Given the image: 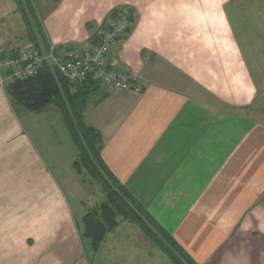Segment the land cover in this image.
Instances as JSON below:
<instances>
[{
    "label": "crops",
    "instance_id": "obj_1",
    "mask_svg": "<svg viewBox=\"0 0 264 264\" xmlns=\"http://www.w3.org/2000/svg\"><path fill=\"white\" fill-rule=\"evenodd\" d=\"M230 3L55 0L39 19L48 44L78 51L96 42L114 10L130 9L129 32L107 63L142 91L96 83L84 121L100 133L111 174L196 264H264L260 71L244 57ZM14 14L18 36L0 35V58L31 45ZM33 113L15 112L0 86V264H89L58 179L60 145L38 131ZM52 117L71 158L76 148L60 114ZM137 231L120 220L93 263L157 264V246ZM159 251L157 261L170 264Z\"/></svg>",
    "mask_w": 264,
    "mask_h": 264
},
{
    "label": "trees",
    "instance_id": "obj_2",
    "mask_svg": "<svg viewBox=\"0 0 264 264\" xmlns=\"http://www.w3.org/2000/svg\"><path fill=\"white\" fill-rule=\"evenodd\" d=\"M25 27V37L34 47L47 46V40L31 2L13 0ZM110 17V16H109ZM129 32V30L127 31ZM96 83L90 79L77 85L71 93V85L43 66L37 75L16 81L4 87L12 108L17 113L40 112L53 105L60 113L61 121L70 136L77 157L72 167L77 175H86L98 184L104 193V201L95 205L82 217L78 233L89 260L101 247L107 233L113 231L120 220H128L151 240L172 264H196L140 205V203L111 174L101 158L102 138L93 127L86 125L83 112Z\"/></svg>",
    "mask_w": 264,
    "mask_h": 264
},
{
    "label": "rangeland",
    "instance_id": "obj_3",
    "mask_svg": "<svg viewBox=\"0 0 264 264\" xmlns=\"http://www.w3.org/2000/svg\"><path fill=\"white\" fill-rule=\"evenodd\" d=\"M29 1L40 20H42L43 15L46 14L49 11L48 9L55 3V0ZM14 12L15 4L13 0H0V35L5 36L11 34V36H18V27L16 26V16ZM227 13L229 14L231 25L234 26L235 35L238 37L239 45L244 52V57L248 60L249 65L256 70L255 72L260 71V73L258 72L257 83H259L258 87L260 93L258 103L261 105L258 111L254 112V115L259 119H264V0H232V3L227 6ZM16 40H18V37ZM43 47L46 48L47 46ZM50 112L52 114L59 113L58 110L51 105L45 107L42 112L33 113L32 115L34 117L31 118H35L37 126L39 127L38 131L41 133L45 132L51 146L56 147L60 145V156L63 159L62 173L64 176L58 179L66 193L75 219L78 221V224H81L82 217L87 211L94 205L104 201L105 196L98 184L91 181L86 175H78L79 177H77L74 173L75 171L73 172L68 168V161L70 159L71 161H75L77 152L75 154L72 153L70 158V151L67 148L68 136L66 140L62 133L57 132L53 124L58 122H51L53 117L52 114H49ZM54 132H57L56 135ZM65 163H67V167L64 166ZM137 234L141 236V232L137 231ZM151 244L152 246L154 245L153 243ZM160 255L161 252L157 249V258L160 257ZM157 258L152 260V262L160 264ZM163 258L166 262H170L165 255ZM92 260L90 264H94Z\"/></svg>",
    "mask_w": 264,
    "mask_h": 264
},
{
    "label": "built area",
    "instance_id": "obj_4",
    "mask_svg": "<svg viewBox=\"0 0 264 264\" xmlns=\"http://www.w3.org/2000/svg\"><path fill=\"white\" fill-rule=\"evenodd\" d=\"M131 11L120 7L108 17L107 25L98 34L96 42L82 50L73 51L67 47L48 44L38 48L30 45L20 47L14 55L0 58V86L5 87L37 75L43 66L71 85L70 92H76L77 85L90 79L108 90L140 93L142 87L126 72L108 66V55L130 28Z\"/></svg>",
    "mask_w": 264,
    "mask_h": 264
}]
</instances>
